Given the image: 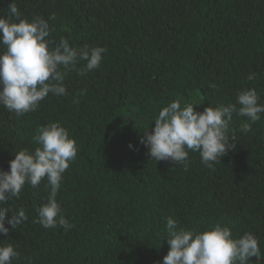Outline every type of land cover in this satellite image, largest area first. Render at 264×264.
<instances>
[{
  "label": "trees",
  "instance_id": "obj_1",
  "mask_svg": "<svg viewBox=\"0 0 264 264\" xmlns=\"http://www.w3.org/2000/svg\"><path fill=\"white\" fill-rule=\"evenodd\" d=\"M10 3L0 0V16ZM15 3L23 17L48 21L52 46L64 37L70 46L106 51L85 76L78 74L83 61L66 73L67 95L49 93L23 116L0 105V170L9 169L14 151L37 147V128L49 122L59 121L77 147L57 194L70 229L38 222L47 178L36 188L26 183L19 198L0 205L28 216L7 237L0 234V245L11 243L19 253L12 264H162L169 216L186 230L219 222L234 237L250 232L264 253V113L254 123L233 114L235 148L212 167L191 151L187 169L155 162L140 143L172 100L181 107L201 102L194 110L202 111L235 103L239 90L255 88L264 104V0ZM251 72L257 75L250 81ZM245 122L249 132L241 130Z\"/></svg>",
  "mask_w": 264,
  "mask_h": 264
},
{
  "label": "clouds",
  "instance_id": "obj_2",
  "mask_svg": "<svg viewBox=\"0 0 264 264\" xmlns=\"http://www.w3.org/2000/svg\"><path fill=\"white\" fill-rule=\"evenodd\" d=\"M7 8L6 16H0V45L3 46L0 50V105L8 111L23 116L35 111L49 93L67 95L65 75L81 61L84 63L78 69L80 76L100 66L105 48L70 46L64 37L52 46L47 39L52 31L47 20L41 16L31 20L23 17L15 0H11ZM256 75L251 72L247 79L255 80ZM259 100L255 88L239 90L235 103L207 104L202 111L194 110L201 102L181 107L179 100H172L153 118L152 131H143L140 143L155 162L170 160L187 169L191 151L198 152L201 162L212 167L213 163L221 162L229 149L235 148L236 144L231 143L234 137L229 135L233 114L256 122L264 113V104L258 103ZM73 102L78 101L74 98ZM241 130L249 132L250 123H242ZM34 139L37 147L14 151L9 169L0 170V205H6L13 197L19 198L26 183L36 188L47 178L49 191L46 202L36 209L38 222L44 228L70 229L72 225L63 215L57 194L63 173L76 157L75 141L59 121L39 126ZM132 147L129 143V148ZM9 212L10 216L6 217ZM27 220L25 209L19 208L13 213L10 207L0 206V234L5 237ZM5 223L11 227H5ZM166 231L169 250L162 264H250L253 258L264 264V253L250 232L234 237L231 229L219 222L203 231L186 230L171 216L166 218ZM13 258H19L14 246L11 243L0 245V264H12Z\"/></svg>",
  "mask_w": 264,
  "mask_h": 264
}]
</instances>
